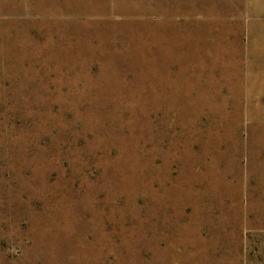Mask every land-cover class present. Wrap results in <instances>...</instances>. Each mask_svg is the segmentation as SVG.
Here are the masks:
<instances>
[{
  "label": "rangeland",
  "instance_id": "1",
  "mask_svg": "<svg viewBox=\"0 0 264 264\" xmlns=\"http://www.w3.org/2000/svg\"><path fill=\"white\" fill-rule=\"evenodd\" d=\"M0 264H264V0H0Z\"/></svg>",
  "mask_w": 264,
  "mask_h": 264
}]
</instances>
